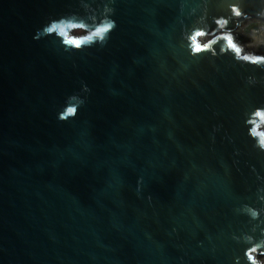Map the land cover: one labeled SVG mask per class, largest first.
<instances>
[{"label": "water", "instance_id": "obj_1", "mask_svg": "<svg viewBox=\"0 0 264 264\" xmlns=\"http://www.w3.org/2000/svg\"><path fill=\"white\" fill-rule=\"evenodd\" d=\"M113 6L108 45L68 54L34 36L77 0H0V264H244L231 234L250 225L234 209L264 184L243 125L264 84L246 77L264 72L231 56L184 69L196 0ZM81 82L85 105L58 122Z\"/></svg>", "mask_w": 264, "mask_h": 264}, {"label": "clouds", "instance_id": "obj_2", "mask_svg": "<svg viewBox=\"0 0 264 264\" xmlns=\"http://www.w3.org/2000/svg\"><path fill=\"white\" fill-rule=\"evenodd\" d=\"M185 2L181 0L182 12ZM77 3L79 11L49 17L37 30L34 39L51 37L52 42L68 54L107 46L118 27L112 18L116 11L113 6L116 0H77ZM196 4V7L188 9L186 17L180 21V46L190 58L189 64L182 65L184 69L200 63L204 58L214 63L220 57L231 56L236 64L264 72V53L256 51L264 47V0H256L254 13L248 11L249 0H196ZM214 9L225 14L212 15ZM185 19L191 23H185ZM245 21L258 24V28L248 34L255 43L245 45L238 40L237 30H243ZM213 24L215 27H212ZM246 84L250 87L264 84V79L251 74L246 77ZM90 92L87 84L81 82L80 91L68 95L57 111L58 122L67 123L76 119ZM243 125L247 137L252 141V148L258 153H264V103L250 105L245 109ZM220 127L222 125L215 126L213 132L219 131ZM212 139L214 141V135ZM235 154L239 155V151ZM252 171L256 172L254 166ZM256 179L264 181V177L259 174H256ZM141 184L142 178L137 181L138 193ZM255 195L254 204L243 203L234 209L238 215L248 217L250 225L247 231L231 234L233 241L245 246L244 264H264V184L257 187ZM241 260L240 256H236L234 264H241Z\"/></svg>", "mask_w": 264, "mask_h": 264}, {"label": "rangeland", "instance_id": "obj_3", "mask_svg": "<svg viewBox=\"0 0 264 264\" xmlns=\"http://www.w3.org/2000/svg\"><path fill=\"white\" fill-rule=\"evenodd\" d=\"M258 28V24L256 23H249L248 25L244 26L243 27V30H239L241 34H246L248 35L249 33L253 32L255 29ZM249 36V35H248ZM250 37V36H249ZM250 42H246L245 45L249 44ZM251 43H255V40H252Z\"/></svg>", "mask_w": 264, "mask_h": 264}, {"label": "trees", "instance_id": "obj_4", "mask_svg": "<svg viewBox=\"0 0 264 264\" xmlns=\"http://www.w3.org/2000/svg\"><path fill=\"white\" fill-rule=\"evenodd\" d=\"M238 40H241L240 42L242 43V40H245V38L242 35L238 34Z\"/></svg>", "mask_w": 264, "mask_h": 264}, {"label": "bare ground", "instance_id": "obj_5", "mask_svg": "<svg viewBox=\"0 0 264 264\" xmlns=\"http://www.w3.org/2000/svg\"><path fill=\"white\" fill-rule=\"evenodd\" d=\"M256 42V41H255Z\"/></svg>", "mask_w": 264, "mask_h": 264}]
</instances>
